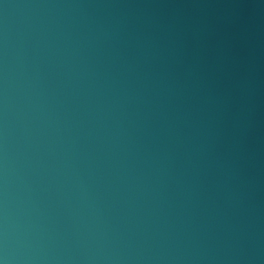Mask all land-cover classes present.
<instances>
[{
  "label": "water",
  "instance_id": "obj_1",
  "mask_svg": "<svg viewBox=\"0 0 264 264\" xmlns=\"http://www.w3.org/2000/svg\"><path fill=\"white\" fill-rule=\"evenodd\" d=\"M0 264H264V0H0Z\"/></svg>",
  "mask_w": 264,
  "mask_h": 264
}]
</instances>
